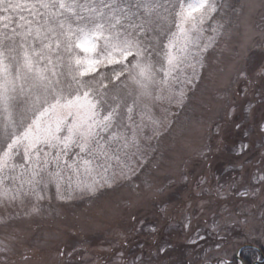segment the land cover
Listing matches in <instances>:
<instances>
[{
  "label": "snow or ice",
  "instance_id": "obj_1",
  "mask_svg": "<svg viewBox=\"0 0 264 264\" xmlns=\"http://www.w3.org/2000/svg\"><path fill=\"white\" fill-rule=\"evenodd\" d=\"M224 8L223 0H0V208L38 212L53 188L71 199L131 173L145 128L157 123L152 107L183 102L204 54L231 27ZM252 180L264 186V167Z\"/></svg>",
  "mask_w": 264,
  "mask_h": 264
},
{
  "label": "rangeland",
  "instance_id": "obj_2",
  "mask_svg": "<svg viewBox=\"0 0 264 264\" xmlns=\"http://www.w3.org/2000/svg\"><path fill=\"white\" fill-rule=\"evenodd\" d=\"M223 2L231 27L183 102L152 107L131 173L71 199L53 188L38 212L0 208L7 264H233L240 247L264 245V186L252 180L264 167V0Z\"/></svg>",
  "mask_w": 264,
  "mask_h": 264
},
{
  "label": "trees",
  "instance_id": "obj_3",
  "mask_svg": "<svg viewBox=\"0 0 264 264\" xmlns=\"http://www.w3.org/2000/svg\"><path fill=\"white\" fill-rule=\"evenodd\" d=\"M223 148L224 143H217V150L216 153L213 154L212 158L214 157V155L216 156V154L223 152ZM207 165L208 163L206 162L205 166L202 167V171H206L209 169ZM256 245H258V247L255 246L256 248L247 246L241 250L240 258L242 259L243 264H254L256 261H259L256 264H264V245L262 243H257ZM233 264H239V262L237 260H234Z\"/></svg>",
  "mask_w": 264,
  "mask_h": 264
},
{
  "label": "water",
  "instance_id": "obj_4",
  "mask_svg": "<svg viewBox=\"0 0 264 264\" xmlns=\"http://www.w3.org/2000/svg\"><path fill=\"white\" fill-rule=\"evenodd\" d=\"M247 246H248V245H246V246H242V247H240V248L237 250V253H236V259L240 262V264H243V262H242L241 258L239 257V254H240L241 250H242L244 247H247Z\"/></svg>",
  "mask_w": 264,
  "mask_h": 264
}]
</instances>
